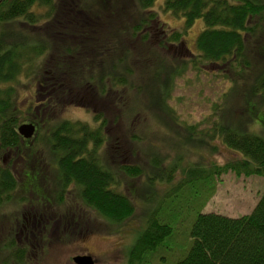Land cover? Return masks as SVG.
Listing matches in <instances>:
<instances>
[{
  "label": "trees",
  "instance_id": "1",
  "mask_svg": "<svg viewBox=\"0 0 264 264\" xmlns=\"http://www.w3.org/2000/svg\"><path fill=\"white\" fill-rule=\"evenodd\" d=\"M58 1L0 0V84L14 80L25 64L47 51L62 53L63 59L54 66L51 61L48 64L50 90L67 93L70 87L65 79L113 104L114 124L119 120L127 126L124 135L129 131L124 142H115L120 156L115 164L128 176L142 173L138 164L122 162L125 149L132 156L138 155V146L133 148L131 143L144 142L146 136L163 139L160 131L166 138L181 133L189 142L195 138V126H181L169 105L174 83L189 64L204 60L234 86L237 77L250 69L253 56L264 57V38L259 37L264 29V0H165L164 8L184 19V30L196 19L203 20L205 28L196 39L197 55L183 46L181 31L168 32L159 24L155 11L149 9L154 0ZM17 23L28 28L16 27ZM174 45L177 50L171 53ZM153 47L159 54L151 50ZM258 72L248 91L256 103L249 106L264 110V65ZM13 92L11 87L0 89L2 148L16 146L18 140ZM252 109H247L250 119L256 114ZM213 118L208 137L234 157L223 164L195 163L185 176L187 181H200V187L208 184V199L214 193V182L224 174L264 177V128L249 130L241 122L222 120L214 112ZM50 140L63 186L76 184L82 200L112 222L132 216L133 202L114 188L116 174L97 156L100 130L64 120L54 126ZM210 147L214 150L217 146ZM148 156L152 174L157 175L155 169L162 166L169 173L166 180H172L176 165L164 167V157ZM0 180V191H10L14 182L4 177ZM171 231L170 224L150 216L127 253V264L147 263ZM190 235L189 250L174 264H264V191L248 214L231 217L199 211Z\"/></svg>",
  "mask_w": 264,
  "mask_h": 264
},
{
  "label": "rangeland",
  "instance_id": "2",
  "mask_svg": "<svg viewBox=\"0 0 264 264\" xmlns=\"http://www.w3.org/2000/svg\"><path fill=\"white\" fill-rule=\"evenodd\" d=\"M164 2L154 0L149 9L155 11L159 24H163L166 31H181L183 46L197 55L196 39L205 28L203 20L196 19L190 28L184 30V19L166 10ZM15 26L22 29L27 27L18 23ZM262 36L264 38V29L259 34L260 38ZM154 40L153 44L158 41ZM252 42L250 40L249 44ZM151 50L159 54L158 49L153 47ZM176 50L177 45H174L170 52ZM61 55L59 51L55 53L49 50L25 64L14 80L0 84V89L11 87L14 90L12 100L16 116L15 128L32 120L38 124L37 132L26 143L18 142L15 148L0 149V160L4 165L12 166L21 175L31 172L34 177L29 180L31 184L28 191L22 189L26 178L19 179L21 188L18 186L9 195L15 202L0 208V249L11 246L5 249L8 251L0 252V264H15L11 257H7L8 252L20 256L15 250L27 243L32 244L36 250H42L41 253H33L28 264H75L73 258L78 255H90L94 264H127L128 251L152 215L170 224L172 231L145 264H174L191 246L190 229L199 211H213L231 217L251 212L264 191V177L224 174L214 182V193L208 199V184L200 187V181H187L185 176L186 170L195 163L207 165L214 161L223 164L234 157L221 143L208 137L214 122L213 112L222 116V120L235 124L241 122L249 130L264 128V110L249 106V103L255 105L256 98H251L248 93L254 77L259 73V67L264 65V57L253 56L250 69L237 77L234 86L221 78L218 69L204 60L194 66L189 64L184 75L174 83L169 105L181 126H195L196 136L189 142L184 133L176 138H166V133L159 130L163 139L157 136L144 137L146 132L142 129L141 135L145 141L131 143L133 148L138 146V155L132 156L126 149L121 155L123 163L140 166L142 173L133 177L116 168L115 163L120 156L115 142H124L129 131L124 135L127 126L119 120L114 124L113 104L64 78L70 87L67 93L63 94L56 88L50 90L46 79L50 71L48 64L51 61L54 66L58 60L63 59ZM231 87L235 89L231 91ZM248 108H253L256 113L253 120L247 117ZM64 120L85 123L93 130H100L102 141L96 149L97 156L104 167L116 174L114 188L126 194L133 202L134 213L130 218L119 223L112 222L82 200L76 184L63 186L60 183L56 155L50 148V135L54 126ZM175 129L179 131L181 127ZM115 133L118 135L115 136ZM210 144L217 147L213 150ZM148 155L164 157V167L171 168L172 163L176 165L172 180H166L169 173L162 166L155 169L157 175L152 174ZM152 175L155 179L149 182ZM48 199H51L50 202ZM71 212L79 217L74 220ZM26 214H37L43 219L41 222H32L31 219L27 222V218L22 217ZM43 224L47 230L40 237L38 232L42 230ZM13 229L17 230L16 233L10 232ZM28 229L34 231L33 236L30 232L29 236H25ZM21 261L22 258L18 262Z\"/></svg>",
  "mask_w": 264,
  "mask_h": 264
},
{
  "label": "flooded vegetation",
  "instance_id": "3",
  "mask_svg": "<svg viewBox=\"0 0 264 264\" xmlns=\"http://www.w3.org/2000/svg\"><path fill=\"white\" fill-rule=\"evenodd\" d=\"M45 102L43 101V104H44ZM94 115V114H93ZM25 123H31V124H33L34 125V127H35V130H34V133H33V135L31 136V137H29V138H24L23 136H21L18 132H17V127L16 128H14L15 130H16V133H17V137H18V140H17V144H16V146H18V142H22V143H26V141H28L29 139H31V138H33V136L35 135V133L37 132V129H38V124H37V121H34V120H32V121H28V122H25ZM22 124H24V123H22ZM19 126V125H18ZM16 146H8V147H5L4 149H6V148H15ZM2 147L0 146V149H1ZM57 168H58V165H57ZM2 177H4L5 179H8L9 181V183L10 182H14L13 183V185H11L10 184V188H11V190L10 191H0L1 193H0V208H2V205H4V204H9L10 202H15V199H13V198H11V197H9V195L10 194H13L14 193V190L19 186L20 187V185H19V183H18V181H19V179H21V180H23L24 178H26L25 179V181H24V184H23V187H22V189L23 190H27L28 191V189L30 188L29 187V185L31 184V181H29L30 179H32V178H34V177H32V174H31V172H24L22 175L20 174V173H18V172H16L15 171V169L14 168H12V166H10V165H4L2 162H1V160H0V178H2ZM1 181V180H0ZM4 182V181H3ZM21 188V187H20ZM51 200V199H50ZM50 200L48 199V201L50 202ZM70 215H71V217L74 219V220H76V218L77 217H79V216H77V214L76 213H74V212H71L70 213ZM22 217H23V219L24 218H27L26 219V221L28 222V221H30V219H31V221L33 222V221H42V216H40V215H37V214H26V215H22ZM21 220V219H20ZM47 220H49V219H47ZM79 221V220H78ZM78 221L76 222L77 224H78ZM76 224V225H77ZM28 225H29V223H28ZM24 229H27V227H25ZM46 230H47V226L45 225V224H43L42 225V230H40V233L38 232V236H40V237H42V236H44L45 235V233H46ZM12 231H14L15 233H16V231L13 229V230H11L10 232L11 233H13ZM39 231V230H38ZM32 233V236H33V232L34 231H32V230H30V229H28L26 232H25V236H29V234L28 233ZM16 235V234H15ZM17 246H19V245H17ZM17 246H16V248H17ZM9 247L11 248V246H3L1 249H0V252L2 251V250H5V249H9ZM5 251H8V250H5ZM16 252H19L21 255L20 256H16V255H14L11 251H10V254H9V252H8V254H7V257H11L14 261H15V264H23L24 262H26L27 264H28V261L29 260H32V256H33V253H38V252H42V250L40 249H37L36 250V248L34 249V246L32 245V244H26V245H22V246H19V249H16L15 250ZM20 258H22V261L21 262H18L19 261V259Z\"/></svg>",
  "mask_w": 264,
  "mask_h": 264
},
{
  "label": "water",
  "instance_id": "4",
  "mask_svg": "<svg viewBox=\"0 0 264 264\" xmlns=\"http://www.w3.org/2000/svg\"><path fill=\"white\" fill-rule=\"evenodd\" d=\"M35 127L31 123L20 124L17 127V132L24 138H29L33 135ZM75 264H94L90 255H78L73 258Z\"/></svg>",
  "mask_w": 264,
  "mask_h": 264
}]
</instances>
